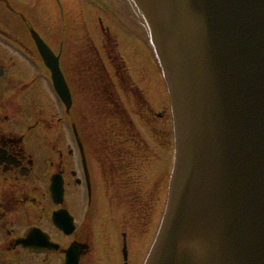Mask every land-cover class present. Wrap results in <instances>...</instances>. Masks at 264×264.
Instances as JSON below:
<instances>
[{"label": "water", "instance_id": "obj_1", "mask_svg": "<svg viewBox=\"0 0 264 264\" xmlns=\"http://www.w3.org/2000/svg\"><path fill=\"white\" fill-rule=\"evenodd\" d=\"M125 1L175 123L168 202L144 264H264V0Z\"/></svg>", "mask_w": 264, "mask_h": 264}, {"label": "flooded vegetation", "instance_id": "obj_2", "mask_svg": "<svg viewBox=\"0 0 264 264\" xmlns=\"http://www.w3.org/2000/svg\"><path fill=\"white\" fill-rule=\"evenodd\" d=\"M10 12L12 15L0 13V31L27 50L34 62L17 55L12 48L4 53L0 51V67L4 71L0 77V264H62L72 242L80 247V264H100L97 259L100 256L95 257L97 235L100 242L107 241L108 248L112 206L122 209L121 226L128 234L131 251L132 246L142 242L139 228L142 229L144 220L148 224L153 221L159 206L151 191L143 188V169L150 160L143 162L144 148H136L139 154L127 152L125 143H140L142 138H106L108 144L104 150L100 149V154L92 157L87 138L77 123H84L86 115L82 111L97 105V97L99 102L105 99L106 77L110 82L106 67L96 72L94 47L89 38L83 42L67 30L68 41H64L62 30L57 54L72 101L69 108L59 104L49 93L45 81L47 70L34 49L33 40L29 39L30 19L15 3ZM67 43L71 44L70 48ZM36 59L46 72L36 69ZM69 123L77 130V140L67 136ZM91 139L94 142L100 137ZM118 139L124 141L123 148H119ZM79 145L90 176V199L78 160ZM169 150L170 142L167 153ZM54 173H60L65 180L67 202L62 206L73 216L71 235L53 228L51 222L52 211L61 207L53 203L48 187ZM86 204L89 208L84 217ZM32 227L48 233L59 247L46 250L37 243L34 249H17L20 247L17 238ZM133 253H130V264H135Z\"/></svg>", "mask_w": 264, "mask_h": 264}, {"label": "rangeland", "instance_id": "obj_3", "mask_svg": "<svg viewBox=\"0 0 264 264\" xmlns=\"http://www.w3.org/2000/svg\"><path fill=\"white\" fill-rule=\"evenodd\" d=\"M23 3V8L27 12V6L29 7L28 2L31 1H36L40 3V5L37 6H32V11H34L37 7L40 8L43 16V22L40 23V26L43 27L42 30L45 31V36L49 40V36H55L56 37V31H57V25L60 26L61 31L58 34L57 40H61V32L63 30L64 32V41H68L66 38V32L67 30L72 31L74 36H77L79 40H81L82 35H87L89 36L94 42L93 44L97 46L98 50H102V32L99 27V21L98 17H102L103 22L110 26L112 31H115L116 33V41L119 43V54L121 55L122 59L125 61L124 66L129 69V71L135 72L137 75H141L139 72L141 69L147 68V71L149 73V76H151V72L153 69V66H150L152 63V59H150L149 55H147L146 50H141V46H139V42H136L130 38V36L124 35L121 30L119 29L118 25L115 24L108 16L106 13L103 11L99 10V8L94 7L89 4H85L82 0H73V5L71 8H66L64 5L63 11L65 15L67 16L66 18H61V13L59 12L58 5L54 0H15ZM60 5V4H59ZM1 6V5H0ZM4 11L2 7H0V13ZM89 28V29H88ZM120 32V33H119ZM87 37L84 36V40H86ZM87 42V41H85ZM139 43V44H138ZM69 44L68 47L70 48L71 44ZM7 49L3 48L2 52L4 53ZM66 51V50H65ZM143 56V64L141 69L138 71V68H140L139 65L136 64V62L139 61L140 57ZM139 58V59H138ZM136 64V69H132L134 66L135 68ZM133 65V66H132ZM145 72V71H144ZM159 78V77H158ZM160 82V88H163L162 81L159 78ZM130 109V116L135 119V123H138L140 127H142V131L144 130V136L148 133L149 136H154L156 135L158 138H148V141L152 147V154L149 155L150 160L147 164H145L144 169H143V188L147 192L151 191V194L153 195V199H157L159 201V206H158V214L155 215L153 218V221L148 224V222L145 224V220L142 226V229H144V233H146L143 238L141 237L142 242L141 245L144 243V251L146 249V243L148 241V238L150 235H152L155 226L157 225L158 218H159V212L161 211V208L163 206V200L165 196V185L167 182V172L169 168L168 160V142L166 139V120L167 119H161L153 115V112L151 111L152 109H155L154 107H150L149 109H145V119L140 118L137 115H134L132 113V108L134 106L132 104L128 105ZM136 107V106H135ZM157 110V109H156ZM87 112H89L87 110ZM92 115L90 117L89 113L87 114V123H77L78 126L82 129L84 132L86 138H87V143L90 147L91 150V156L95 157L94 155L100 154V147H105L108 144V140L104 138H100V140H94L92 141V136L89 135V130L90 133H94V130H98L97 128L103 127V123H100L101 121V116L97 115L94 111L91 113ZM49 119V118H48ZM141 123H148L147 128H143ZM68 132V131H67ZM69 137V134L67 135ZM165 139V142L163 141ZM67 142L64 143V149L66 147ZM160 146V147H159ZM103 153V152H102ZM101 202H103V198L101 199ZM130 209L128 208V211ZM129 215V212L127 213ZM121 217V218H120ZM120 218V219H119ZM119 219V220H117ZM122 219V209L120 207L116 208V211L112 215V223L115 225L117 224L120 220ZM140 229V228H139ZM140 241L138 242L137 248L141 249V246H139ZM117 245V241H113V246L112 249H115ZM106 251V250H105ZM140 255V256H139ZM139 259L141 258V251L139 252ZM143 257V256H142Z\"/></svg>", "mask_w": 264, "mask_h": 264}]
</instances>
